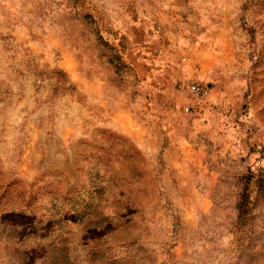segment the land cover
<instances>
[{
	"label": "rangeland",
	"instance_id": "obj_1",
	"mask_svg": "<svg viewBox=\"0 0 264 264\" xmlns=\"http://www.w3.org/2000/svg\"><path fill=\"white\" fill-rule=\"evenodd\" d=\"M0 264H264V0H0Z\"/></svg>",
	"mask_w": 264,
	"mask_h": 264
},
{
	"label": "built area",
	"instance_id": "obj_2",
	"mask_svg": "<svg viewBox=\"0 0 264 264\" xmlns=\"http://www.w3.org/2000/svg\"><path fill=\"white\" fill-rule=\"evenodd\" d=\"M189 89L190 92L197 97H205L208 94V90L194 80L190 82Z\"/></svg>",
	"mask_w": 264,
	"mask_h": 264
},
{
	"label": "crops",
	"instance_id": "obj_3",
	"mask_svg": "<svg viewBox=\"0 0 264 264\" xmlns=\"http://www.w3.org/2000/svg\"><path fill=\"white\" fill-rule=\"evenodd\" d=\"M154 51V50H153ZM153 53H155V52H153ZM151 54H149L148 56H147V58H143L142 59V63H140L139 65L140 66H143V65H145L144 63H148V62H150V59L149 58H152L151 56H150ZM156 60V59H155ZM128 61L131 63V66L133 67V69H134V73L135 72H137L138 73V75L141 77V75L142 74H140V71H139V69H138V66H137V63L136 64H134L135 62H133L132 60H129L128 59Z\"/></svg>",
	"mask_w": 264,
	"mask_h": 264
},
{
	"label": "trees",
	"instance_id": "obj_4",
	"mask_svg": "<svg viewBox=\"0 0 264 264\" xmlns=\"http://www.w3.org/2000/svg\"><path fill=\"white\" fill-rule=\"evenodd\" d=\"M124 66L128 68L129 70H133V67L131 66V63L127 61L126 59L124 60Z\"/></svg>",
	"mask_w": 264,
	"mask_h": 264
}]
</instances>
